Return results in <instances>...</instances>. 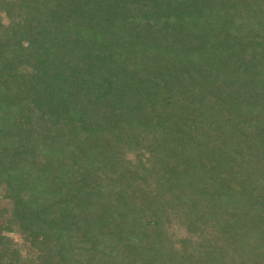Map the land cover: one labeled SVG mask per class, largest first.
I'll list each match as a JSON object with an SVG mask.
<instances>
[{"label":"trees","instance_id":"1","mask_svg":"<svg viewBox=\"0 0 264 264\" xmlns=\"http://www.w3.org/2000/svg\"><path fill=\"white\" fill-rule=\"evenodd\" d=\"M0 264H264V0H0Z\"/></svg>","mask_w":264,"mask_h":264},{"label":"rangeland","instance_id":"2","mask_svg":"<svg viewBox=\"0 0 264 264\" xmlns=\"http://www.w3.org/2000/svg\"><path fill=\"white\" fill-rule=\"evenodd\" d=\"M15 240H19L17 236H14Z\"/></svg>","mask_w":264,"mask_h":264}]
</instances>
